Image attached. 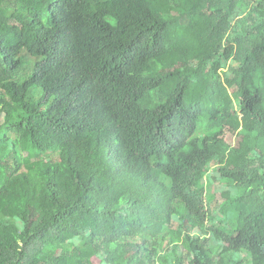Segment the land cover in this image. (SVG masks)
<instances>
[{
	"label": "trees",
	"instance_id": "1",
	"mask_svg": "<svg viewBox=\"0 0 264 264\" xmlns=\"http://www.w3.org/2000/svg\"><path fill=\"white\" fill-rule=\"evenodd\" d=\"M96 257L264 264V0H0V264Z\"/></svg>",
	"mask_w": 264,
	"mask_h": 264
},
{
	"label": "rangeland",
	"instance_id": "2",
	"mask_svg": "<svg viewBox=\"0 0 264 264\" xmlns=\"http://www.w3.org/2000/svg\"><path fill=\"white\" fill-rule=\"evenodd\" d=\"M228 142H229L230 144H232L233 146H235V145L237 144L236 137H234V136L229 137V138H228ZM219 188H221V187H216V188H215V190H217V191H216V197H217V199H218L219 201H221V200H222V198H221V193L223 192V188H221V189H219ZM93 262H94V264H103V263L101 262L100 258H97V257L94 258Z\"/></svg>",
	"mask_w": 264,
	"mask_h": 264
}]
</instances>
